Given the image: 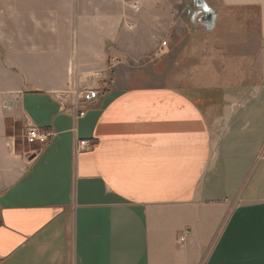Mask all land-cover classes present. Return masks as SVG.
Here are the masks:
<instances>
[{
    "label": "crops",
    "instance_id": "0c3cea01",
    "mask_svg": "<svg viewBox=\"0 0 264 264\" xmlns=\"http://www.w3.org/2000/svg\"><path fill=\"white\" fill-rule=\"evenodd\" d=\"M191 4L204 24L218 14L192 58L249 73L262 58L264 79V0ZM178 13L177 0H0V264H264V108H250L264 87L210 102L222 85H130Z\"/></svg>",
    "mask_w": 264,
    "mask_h": 264
},
{
    "label": "rangeland",
    "instance_id": "374dc122",
    "mask_svg": "<svg viewBox=\"0 0 264 264\" xmlns=\"http://www.w3.org/2000/svg\"><path fill=\"white\" fill-rule=\"evenodd\" d=\"M177 7L179 10V13L175 17L177 24L176 26L177 31H174L172 37L170 36V38H169L168 30H162L160 32V42H161L160 51L159 50L157 51L156 47L153 50L151 49L152 47L144 48L149 51L144 56V58L143 56H141L140 62H138L137 65L138 66L146 65V64H150V65H148L149 67L147 69V72H140L139 74H144V75H139L138 78H134L130 85H138L140 83H143L144 81L146 82L149 81L153 85L158 84V85L182 86V87H190L197 85L201 86L200 84L201 81H204L202 83L207 82L208 84L207 87H211V85L214 83H218L219 85H222L221 87H216L219 93L218 94L215 93L217 95L214 97L213 100H210V102H215L216 100L218 101V99L220 98L219 94L222 93L223 87H233L239 85H255L259 89L264 87V79L261 76V70H262L261 67L263 64L262 58H255L256 64L254 65V67L252 64H250L251 69L254 70L253 73L248 72L249 71L248 64L240 63L238 65L236 63L239 67L242 68L240 70H246L245 73L242 74L243 76L241 78H238L239 76L237 75V73L234 72V70L238 68H235L236 64H233V58H230L229 59L230 61H227L223 66L222 64L217 63V58H192V56L194 55H201V53L205 52L204 50L206 48H204L203 44L206 41V39L208 40L210 38H217V35H214L213 37L211 30L207 28H210L211 25L214 24L216 18H218V14L214 10L210 9L212 12L211 13L212 19L210 20L209 24L206 23L204 24V22H202V16H200V13L195 9V6L193 7V5L191 4V0H177ZM190 10L197 12L194 15L195 17L194 21H192L191 19V14L189 13ZM198 17L200 18L198 19ZM234 36L236 37L238 36V34ZM151 38L152 36L147 37L146 39L151 40ZM175 40H183V41L176 44ZM164 41L168 42V45L165 46L166 47L165 49L162 47V42ZM186 42L189 43L186 44ZM232 42H233V36L231 33H228L223 39L224 44L221 45V47L225 50L226 53L229 52L230 54H234L238 52V48L234 47L232 45ZM253 42L255 43V45L256 43H258L257 40ZM255 47L256 50H259V47L257 46ZM253 48L254 46H251V51L253 50ZM215 49H214V54L216 53ZM241 51H243V49ZM246 59L248 60V58ZM205 67H209L210 71H216L217 68L223 67V69H221V73L223 70L224 73H222L221 78L218 79L214 75L206 76L203 79L195 77L197 73L200 75L201 69ZM144 76H148V78L144 79ZM191 78H198V79H191ZM191 80L193 82L195 81L196 83H191ZM192 88L195 90L198 89L195 87ZM91 93L92 92H90V90H86V92H82L80 100L82 101L88 100L89 98H91L90 97ZM75 96L78 97V95ZM258 96L259 97L251 103L250 105L251 109L254 107L258 109L259 108L261 109V107L264 108V95L260 94ZM263 112L264 110H262V113ZM233 127L234 125H232L230 129L236 131ZM233 133H229V132L225 133V138L222 142L223 145H224V141L226 143L228 142V140H230L229 138H231ZM235 137L239 141V136L235 135Z\"/></svg>",
    "mask_w": 264,
    "mask_h": 264
},
{
    "label": "built area",
    "instance_id": "2783aa9c",
    "mask_svg": "<svg viewBox=\"0 0 264 264\" xmlns=\"http://www.w3.org/2000/svg\"><path fill=\"white\" fill-rule=\"evenodd\" d=\"M167 46V41L162 42V47ZM83 114V111L80 110V115ZM25 138L29 141V142H36L39 143L40 145H45L50 138V133L47 131H43L40 130L39 128L35 127V126H28V129L25 133ZM93 145V141L92 140H88V139H81L78 142V145L76 147V151L80 152L83 150H89ZM185 236L181 237V240H184Z\"/></svg>",
    "mask_w": 264,
    "mask_h": 264
}]
</instances>
